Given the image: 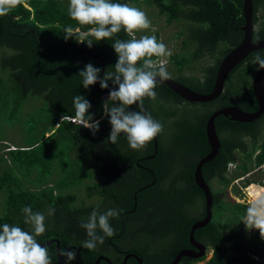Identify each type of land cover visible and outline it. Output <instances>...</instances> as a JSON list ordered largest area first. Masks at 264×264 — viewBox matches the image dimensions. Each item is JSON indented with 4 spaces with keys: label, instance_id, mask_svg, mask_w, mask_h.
Here are the masks:
<instances>
[{
    "label": "trees",
    "instance_id": "trees-1",
    "mask_svg": "<svg viewBox=\"0 0 264 264\" xmlns=\"http://www.w3.org/2000/svg\"><path fill=\"white\" fill-rule=\"evenodd\" d=\"M26 2L29 7L20 5L8 15L0 17V117L6 113L8 119H13L28 94L41 97L50 113H45L40 123L42 126L37 121L27 119L29 136L22 144L5 140V135H1L0 120V150L3 151L0 152V190L4 192L0 200V226L8 223L31 231L30 225L24 223L22 208L30 206L34 212L43 213L46 217V231L37 238L38 242L56 238L60 250H63L66 243L75 244L77 254L70 264H79V259L83 264H91L95 258L97 250L90 251L83 247V242L88 237L80 227L81 222H86L94 209L101 213L110 208L122 210V215L110 219L111 226L114 229L120 228L123 219L125 230H137L136 241L141 245L147 244L148 238L143 231L152 229L159 231L158 235L161 231L171 232L172 236L169 238L174 237L175 241L187 240L186 234L191 224L205 215L204 194L192 180V166L181 171L175 165L171 166V162L165 166V160H173L182 150L196 156L204 154L208 149L204 123L209 113L205 103L210 104L213 100L189 101V107L172 106L183 99L163 83H158L157 86L161 89H155L157 99L153 103L156 113L161 107H164V113H161V119H157L163 121L174 115L169 123V136L160 135L157 138L154 158L158 164L153 168L154 174L140 168L127 171L128 166H135L133 159L136 150L129 147L124 134L119 136L115 145L108 141L111 125L109 117L104 116L103 111L105 102L111 107V100L101 99L100 92L93 85L85 89L78 73L88 63L100 68V61L86 51L103 59L101 78L104 71H114L113 66L117 60L112 48L114 39L128 40L130 37L121 31L113 39L100 42L93 40L91 47L87 46V41L78 43L75 38L65 40L64 28L71 26L88 31L91 27L78 25L69 17V0ZM113 2L127 4L129 0ZM150 2L157 7L159 13L165 15L166 21L176 20L182 15L192 22L188 29V39L195 46L193 56L217 53L213 57V63L201 66L200 75H176L178 81L192 89L208 92L221 56L241 36L242 0ZM251 2L254 25L258 20L257 11L264 8V0ZM258 21L259 26L252 31V40L264 37V22ZM218 42H223L224 45L216 49ZM257 54L264 58V46L250 51L228 72L224 81L225 89L214 99L217 106L232 104L244 110L256 108L252 89L246 86L247 83L250 84L255 69L252 61ZM170 58L176 65H181L183 61L172 56ZM246 60L249 63L241 66ZM110 86H113L111 81ZM76 95H82L90 102L89 113L94 120L100 121L95 135L89 129L61 118V115L75 116L73 98ZM145 100L146 105L151 102L148 98ZM213 121L219 137V147L216 154L200 167L212 196L210 217L205 224L192 231L193 238L211 249L207 264H264V240H261L258 230H246L241 221L247 204L233 201L226 191V186L233 178L243 175L264 160V112L251 121L231 120L221 114L215 116ZM37 125L39 130L35 129ZM153 141L154 139L146 146L149 151L153 150ZM10 144L13 148L9 147ZM235 152L240 154L241 159L235 163L236 170L227 175V163L234 162ZM85 155L92 160L90 172L86 170ZM101 159L104 162H100ZM97 161L99 164H96ZM115 167L118 171L111 177L109 171ZM55 168L60 170L59 175L47 181ZM95 170L102 173L103 181H89L83 185L84 195L87 197L96 194L99 199L74 204L75 194L68 189L81 176H88ZM108 172L109 177L105 180ZM117 178L119 182L113 183ZM212 180L218 185L215 186ZM248 181L252 180L244 178V184ZM233 189L235 193L238 192L235 186ZM232 205L237 207L233 213ZM49 207L55 209L54 215H48ZM225 208H229L231 212L226 215L227 222L230 221L232 225L231 230L219 228L217 218ZM171 245L172 242L169 246ZM44 246L49 250L52 264H65V261L57 257L54 242ZM172 250L173 246L165 253V259L150 260L149 264H164L172 256ZM143 253L145 254V250ZM183 260L187 258L184 257ZM97 264L107 262L99 260Z\"/></svg>",
    "mask_w": 264,
    "mask_h": 264
},
{
    "label": "clouds",
    "instance_id": "clouds-1",
    "mask_svg": "<svg viewBox=\"0 0 264 264\" xmlns=\"http://www.w3.org/2000/svg\"><path fill=\"white\" fill-rule=\"evenodd\" d=\"M20 5L29 7L26 0H0V17L8 15ZM67 13L78 25L91 27L88 31L66 27L63 29L65 40L75 38L78 43L87 41V46L91 47L93 40L100 42L113 39L121 31L130 37L128 40L114 39L112 48L117 56L114 71H104L101 78V69L88 63L78 75L82 77L85 89L97 82L101 89H106L111 81L114 88L109 91L108 99L113 103L111 107L104 105V113L109 117L111 125L107 139L115 145L119 136L124 134L132 150H143L164 128L161 122L143 109V104L145 98L155 101L157 84L170 78L162 58L170 56L171 52L163 42H158L155 35L136 38L135 33L152 28L147 14L137 7L115 3L113 0H69ZM252 63L257 65V70L264 69V58L258 54ZM133 105H138L140 110L129 111V107ZM73 107V119L68 118V115H61V118L69 119L95 135L99 130L100 121L94 120L93 115L89 113L90 102L84 96L76 95L73 98ZM233 163L230 161L227 165ZM245 174L246 172L239 179H243ZM257 180L259 182L245 183V187L251 182L259 185L251 187L241 221L246 230H258L261 240H264V186H261L264 182H261L260 178ZM121 212L122 210L114 208L103 213L94 209L87 221L80 224L88 237L83 242V247L95 251L98 244L104 243L105 237H113L115 229L111 226L110 219L118 218ZM22 213L24 223L30 225L31 231L8 223L0 226V264H52L48 248L41 246L37 240L46 231L45 215L34 212L30 206L23 207ZM54 213L55 209L49 207L48 215ZM58 254L66 258L65 264H70L76 258V251L73 249L60 250Z\"/></svg>",
    "mask_w": 264,
    "mask_h": 264
},
{
    "label": "rangeland",
    "instance_id": "rangeland-1",
    "mask_svg": "<svg viewBox=\"0 0 264 264\" xmlns=\"http://www.w3.org/2000/svg\"><path fill=\"white\" fill-rule=\"evenodd\" d=\"M127 4L129 6L137 7L140 10L144 11L148 16V19L151 21L152 28L135 33L136 38H139L142 35H155L157 36L158 42H163L167 46V49L171 52L172 57H176L181 60L183 59L181 65H176L172 62L170 58L171 56H166L162 58V61L166 63L167 70L170 73L171 78L176 77V75L179 73L187 75H200L201 66L213 63V57L214 55H217V53H205L204 55H201L199 57H195L192 55V51L194 50L195 46L194 43L191 42L190 39H188V29L190 25H192V22L185 19L182 15H180L179 18L176 20L166 21L165 15L159 13L157 7L153 3H151L150 0H129ZM257 15L258 20H263L264 22V8L259 9L257 11ZM258 20L253 25V29H256L259 26ZM223 45V42H218L216 49L223 47ZM247 63H249V60L244 61L240 65L244 66ZM256 66L257 65H255L254 68ZM103 97L104 95L101 96V98ZM214 105L215 104L212 103L211 107H213ZM45 113H50V110L47 109L44 100L37 95L28 94L21 103L19 110L13 119H8L6 113L1 115V135H5L4 138L5 140H7V142H11L13 144H22V142H25L26 138L29 136L28 128L26 127L27 119L30 118L33 122L37 121V124L42 126V124L40 123L45 117ZM38 125L35 127V129L37 130H39ZM46 134L47 133H44V135ZM0 152L3 153L2 150H0ZM235 156L237 158L236 161L239 162V160L241 159L240 154L238 152H235ZM58 157H60V155H58ZM228 167L229 170L227 171V175H230L231 172L233 173L237 168L233 164L228 165ZM86 170H89L88 167L86 168ZM59 171L60 170L58 168H55L50 177L51 179L48 178L47 181L56 178L59 175ZM263 175L264 172L262 171H253L248 175L246 173L244 175V178H249L252 181L259 182V180L257 179L261 178V176ZM244 178L238 180H231L226 186V191L227 196L233 198V201L247 204L251 187L257 184L251 183L250 185H247L245 187ZM99 180V176L97 175V173L94 172H92L88 176H81L80 180L68 189V191L74 192L75 194L76 199L74 201V204L78 203L79 201L84 203L97 201L99 198L96 194L87 197L84 195L85 191L83 185L87 184L89 181L94 182ZM213 183L215 186L218 185L215 180L213 181ZM234 186L238 189L237 193L234 192ZM3 194V190H0V200ZM231 210L233 213L235 210H237V207L235 205H232ZM228 214H231V212L229 208H225V211L222 212V214H220L217 218L220 225L219 228L231 230L232 225L230 224V221L227 222L226 215ZM211 252V249L208 248L205 255L199 257L193 262L191 261L190 264H207V260L210 257Z\"/></svg>",
    "mask_w": 264,
    "mask_h": 264
},
{
    "label": "water",
    "instance_id": "water-1",
    "mask_svg": "<svg viewBox=\"0 0 264 264\" xmlns=\"http://www.w3.org/2000/svg\"><path fill=\"white\" fill-rule=\"evenodd\" d=\"M241 15L243 17V23L240 26L242 31L241 36L236 44L231 46L220 58L214 73V78L212 82L211 89L208 92H199L186 84L177 81L174 78H169L165 81H162L164 85H166L171 91H173L180 98L190 101V102H206L216 98L223 90V83L228 72L237 65L242 59L246 57V55L255 49L261 48L264 46V37L257 38L252 40V2L251 0H242L241 3ZM76 48L82 50L77 44H74ZM84 51V50H83ZM86 53L92 55L100 61V77L102 75L104 69L103 59L97 55L86 51ZM264 69L257 70V66L255 67L252 77H251V89L256 101V108L254 110H243L235 105H223L215 110H213L205 119L204 123V131L206 135V140L209 145L208 151L199 158L194 169H193V178L196 185L203 191L204 194V202H205V215L203 218L195 220L189 229V241L198 249L195 252V256H201L203 254V244H200L195 241L192 235V230L196 227H199L205 224L210 217V204H211V193L209 191V187L207 183L204 181L201 172L200 166L203 162L212 158L219 147V139L215 133L214 122L213 119L215 116L221 114L223 116H228L231 120L236 121H251L261 115L264 109ZM94 89L100 93H109L110 90L114 88V86H110L106 89H101L99 83L93 85ZM144 109V107H143ZM145 110V109H144ZM156 139L154 138L153 146L154 150H156ZM142 188V187H140ZM51 240H47L45 242H39L41 246L46 245ZM56 254L61 261H65L66 258H60L59 256V248L56 243ZM69 247L66 248L68 250ZM190 250L182 249L177 252L174 258L165 264H175L182 254L188 255ZM77 254V251H76ZM101 256H97L91 264H97L99 258ZM106 260H108L105 257ZM140 258H138V262L140 264ZM110 263V262H109ZM79 264H83L79 259ZM112 264V263H110Z\"/></svg>",
    "mask_w": 264,
    "mask_h": 264
},
{
    "label": "flooded vegetation",
    "instance_id": "flooded-vegetation-1",
    "mask_svg": "<svg viewBox=\"0 0 264 264\" xmlns=\"http://www.w3.org/2000/svg\"><path fill=\"white\" fill-rule=\"evenodd\" d=\"M185 75H187V74H185ZM172 78L177 80L176 77H172ZM182 83H184V82H182ZM249 83H250L249 85L247 83L246 87L250 86V88H251V79H250ZM263 83H264V81H263ZM156 89H161V88L157 86ZM224 89H225V83H223V90ZM108 94L109 93H100V97L102 95H104V97L101 99H104L106 101L108 99ZM214 99H212L213 101L210 100L212 102H210V104L206 105V107L209 108V113L207 114V116L213 110H215V109H217L223 105H229V104H223V105L217 106L216 101H214ZM146 102H147V100H145L144 104H143L145 111L147 113H150L151 116L155 120L161 119L160 116H161V113H164V107H161L160 110L156 113L153 101L151 100V102L148 103L147 105H146ZM188 102L189 101H186L183 99L180 102L178 101L177 103H174V104L171 103V104H172V106L175 105L177 107H179L180 105H181V107H189L191 105ZM206 102H209V101H206ZM112 103L113 102L111 101L110 106H112ZM212 103L215 104L213 107H211ZM104 105H106V102L104 103ZM128 110L129 111H139L140 108L138 105H133V106H130ZM203 111H204V109L202 106V112ZM263 112H264V109H263ZM263 112H262V114H263ZM103 115L107 116V115H105L104 111H103ZM181 115H182V113L180 112V117H181ZM173 117H174V115H170L166 119H163V121H159L164 126L163 131L160 134V135H163V137H165L167 135L169 136V130H170L169 123H171V120L173 119ZM214 129H215V126H214ZM215 133H216V130H215ZM160 135H158V136H160ZM216 135L218 137L217 133H216ZM158 136L155 138L156 143H157ZM218 139H219V137H218ZM207 146L209 149L208 143H207ZM208 149L204 152V154L208 151ZM156 152L157 151L154 150V146H153L152 151H149L148 149H146V147L143 150L136 151L135 157L133 159V163L135 166L134 167L128 166V168H126V170L130 172V170L136 171L137 170L136 168H140L144 172L154 174L153 168H156L157 164H158V163L157 164L155 163L156 160L154 158L156 156ZM179 152L180 153L176 154L177 157L174 158L173 160L166 159L165 160L166 161L165 166L167 163L169 164L171 162V166L175 165L177 170L181 169V171H186L192 166V180L194 182L193 169H194L197 161L199 160V158L201 156H203L204 154L201 156H196L187 150H186V153H184L183 150L179 151ZM85 157H86V155H85ZM180 158H181L182 162L179 160ZM236 159L237 158H235L234 163H233L234 166L236 165L235 163H237ZM99 161L104 162V159H101ZM96 164H99V162L97 161ZM91 165H92V160H90L89 157L88 158L86 157V166L88 167L89 171L91 170ZM227 167H228V165H227ZM107 169L110 170V168H107ZM117 171H118V169H116V167L111 169L109 171L111 173V177L113 174L116 175ZM93 172L97 173V175L99 176V179H100L99 181H103V179L101 180V178H104V177L102 176V173L100 171L96 172V170H95ZM109 172L107 173L105 180H106V178L109 177ZM187 176H188V174H187ZM152 181H150V182H152ZM118 182H119L118 178L114 179V181H113V183H115V184H117ZM184 182H185V180H184ZM146 184H148V182H146ZM207 185L209 186L208 183H207ZM134 194H135V192H134ZM129 210H131V209H129ZM121 223H122L121 227L115 229V235L113 237H105L104 243L102 245H100V244L97 245V248H96L97 253L95 255V258L97 256H101L99 258V260H104L105 262H107V264H110V263H112V264H139L138 258H140L141 259L140 264H149L150 260L161 259V258L165 259V257H166L165 253L170 251L172 246H173V250L171 251L172 256L167 261H165L164 264L167 263L168 261H171L174 258V256L176 255V253L181 251L182 249L190 250V252L188 255L182 254L180 256L179 260L175 264H185L184 262H186V261H192L193 262V261L197 260V258L200 257V256L197 257L194 255L198 249L189 241V230H188V233L186 234L187 240H185V241L184 240L175 241L173 239L174 237L169 238V236H172L171 232H169V231H166V232L161 231L160 235H158L157 233H159V231H156L155 229L144 230L143 232L148 236V238L146 240L147 244L141 245L136 241L137 230L136 229H126L125 230V225H124L123 219H121ZM100 234H102V233H100ZM157 235L159 236V238L157 237ZM192 235H193V233H192ZM47 240H51L50 242H54V246L56 245V243L58 245V239H56V238H48ZM195 241L201 244V242H199L197 240H195ZM171 242H172V245L169 246ZM67 247H69L68 250H72V249L75 250V248H74L75 244H73V243H66L63 250H66ZM58 248H59V245H58ZM55 250H56V246H55ZM144 250H145V254L144 253L142 254V251H144ZM59 251H60V249H59ZM206 251H207V248L205 247V245H203V254L201 256L205 255ZM105 257L108 260H106ZM184 257H186L187 260H183ZM60 258H62V256H60Z\"/></svg>",
    "mask_w": 264,
    "mask_h": 264
},
{
    "label": "built area",
    "instance_id": "built-area-1",
    "mask_svg": "<svg viewBox=\"0 0 264 264\" xmlns=\"http://www.w3.org/2000/svg\"><path fill=\"white\" fill-rule=\"evenodd\" d=\"M153 59H157V58L156 57H153ZM67 117L70 118V119H73L72 117H69V116H67ZM9 147L10 148H13V146L11 144L9 145ZM263 170H264V160L261 163H259L258 165L254 166L252 169L248 170L246 173L248 175L249 173H251L253 171H260L261 172ZM240 177H243V175L235 178V180L239 179ZM260 181L261 182H264V175L260 178ZM249 184L250 183H248L247 185H249Z\"/></svg>",
    "mask_w": 264,
    "mask_h": 264
},
{
    "label": "bare ground",
    "instance_id": "bare-ground-1",
    "mask_svg": "<svg viewBox=\"0 0 264 264\" xmlns=\"http://www.w3.org/2000/svg\"><path fill=\"white\" fill-rule=\"evenodd\" d=\"M251 183H252V182H251ZM251 183H250V184H251ZM250 184H249V185H250ZM257 185H259V184H257ZM262 185H264V184H262ZM210 255H211V254H210Z\"/></svg>",
    "mask_w": 264,
    "mask_h": 264
}]
</instances>
